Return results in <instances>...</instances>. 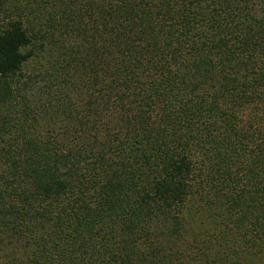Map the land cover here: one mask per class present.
Returning <instances> with one entry per match:
<instances>
[{"label":"trees","instance_id":"obj_1","mask_svg":"<svg viewBox=\"0 0 264 264\" xmlns=\"http://www.w3.org/2000/svg\"><path fill=\"white\" fill-rule=\"evenodd\" d=\"M4 247L264 264V0H0Z\"/></svg>","mask_w":264,"mask_h":264},{"label":"rangeland","instance_id":"obj_2","mask_svg":"<svg viewBox=\"0 0 264 264\" xmlns=\"http://www.w3.org/2000/svg\"><path fill=\"white\" fill-rule=\"evenodd\" d=\"M30 67H32V68H30ZM36 67H38L37 65L34 67L33 65L32 66H29L28 68L29 69H27L28 70V74H32V72H34L35 70H37V68ZM207 220H208V217L207 216H205V215H202V214H200V215H196V216H194V218L191 220V221H188L189 222V225H190V231L191 230H196V231H200V232H202L203 230H205V229H207L208 228V223H207ZM205 228V229H204ZM235 232V231H234ZM222 233L224 234V233H226V242L227 243H229L231 240H234L233 239V237L235 238V239H238L235 235H234V233L232 232H229L228 231V229L226 228V229H222ZM196 234H199V233H196ZM234 242H236V243H238L239 242V240H238V242L237 241H234ZM240 243V242H239ZM229 244H231V243H229ZM241 244V243H240ZM5 248V247H4ZM1 251V250H0ZM6 253V254H5ZM13 254H16L14 251H13V249L12 248H5L2 252H0V257L2 258V260L4 259V258H6L8 255H13ZM6 255V256H5ZM19 255H16L15 257H18ZM10 257V256H9ZM243 260L245 261L244 263H246L247 264V262H248V264H250V263H252L253 262V260L252 259H249V257H246V258H243Z\"/></svg>","mask_w":264,"mask_h":264}]
</instances>
